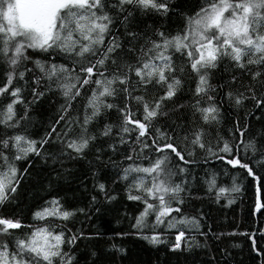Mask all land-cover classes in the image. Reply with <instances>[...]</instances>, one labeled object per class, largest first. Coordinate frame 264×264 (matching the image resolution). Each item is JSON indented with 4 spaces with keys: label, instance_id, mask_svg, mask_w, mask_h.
<instances>
[{
    "label": "snow or ice",
    "instance_id": "obj_1",
    "mask_svg": "<svg viewBox=\"0 0 264 264\" xmlns=\"http://www.w3.org/2000/svg\"><path fill=\"white\" fill-rule=\"evenodd\" d=\"M170 13L180 19L174 31L135 27L140 16ZM221 66L232 70L230 79L213 85ZM0 67V126L16 129L0 137V206L17 192L22 173L16 161L43 157L46 144H59V154L49 158L61 165L89 152L105 163L107 155L118 170L112 183H123L127 199L143 205L133 234L152 245L189 250L200 246L196 235H207L200 216L183 208L198 150L251 177L255 210L264 214V176L257 170L264 171V132L250 134L254 113L246 104L264 109V0H199L191 11L178 10L173 0H0ZM190 83V118L164 122L185 107L173 98ZM218 95L245 110L237 111L226 135ZM49 96L59 97L58 107L43 135L33 138L29 113ZM216 176L204 183L217 200L241 192L236 176L230 187L219 186ZM94 187L106 200L116 198L107 183L94 181ZM77 212L84 209H65L53 197L33 212L44 225L20 233L13 231L25 227L19 217L0 216V264H76L72 246L88 237L67 234L63 222ZM253 251L264 255V248Z\"/></svg>",
    "mask_w": 264,
    "mask_h": 264
},
{
    "label": "trees",
    "instance_id": "obj_2",
    "mask_svg": "<svg viewBox=\"0 0 264 264\" xmlns=\"http://www.w3.org/2000/svg\"><path fill=\"white\" fill-rule=\"evenodd\" d=\"M198 2L199 0H173V6L180 11H191ZM179 23V17L173 13L168 17L146 15L137 18L135 27L141 31L148 26L174 31ZM55 59L60 61L62 57L56 56ZM231 71V69L226 71L221 66L211 82L213 85L226 82L230 79ZM3 79V70L0 67V81ZM194 86V83L185 84L184 89L177 93L173 101L185 107L170 112V119L162 118L164 122L171 123L172 120L180 122L190 118L188 105L192 98L188 89ZM217 99L221 101L219 95ZM58 102L59 97L49 96L44 98L42 103L33 106L29 113L32 119L28 127V132L33 138L38 139L43 135L49 117L58 107ZM221 103L223 117L220 132L226 135L227 130L232 127L237 111L243 115L245 110L230 108L226 100H222ZM246 104L247 111L254 113L248 117L251 121L250 134L264 132L262 116L264 109H255L251 101ZM111 119H116L114 114ZM14 131L16 129L9 130L0 126V137L6 132L11 134ZM97 143L104 145L105 142L101 140ZM45 149L43 157L30 155L28 160L16 161L22 173L18 174L20 183L14 199L0 206V216L19 217L25 227L13 231L20 233L28 232L29 226L44 225L45 221L33 218V212L53 197H58L65 209L83 208L84 213L77 212L68 221L63 222L67 229L71 230L67 234L82 231L84 236L88 237L77 240L72 246L76 264H262L264 261V255L258 256L256 251H253V247L257 251L264 248V214L257 212L254 207L255 182L238 167L233 168L211 156L205 158L204 153L197 151L195 156L197 163L189 166L191 184L183 208L189 214L200 216L202 223L200 231L207 235H196L199 247L193 246L189 250H183L182 244L181 250H170L168 243L152 245L133 234L135 229L131 225L135 223L134 217L143 205L127 199L123 183H112L118 170L107 163V155L104 157L105 163L95 161L94 154L89 152L87 159L64 160L61 165L49 158V154H59L60 145L46 144ZM240 154L241 158H247L242 147ZM112 159H118V154H113ZM257 170L264 176V171ZM93 172H96L95 177L92 175ZM213 172L217 174V184L224 187H230L231 177L236 176L237 183L242 186L241 192L225 193L217 200L215 193L208 192L204 183L206 176ZM94 181L107 183L116 194V198L112 201L106 200L94 187ZM93 195L97 197L95 204H92L91 200ZM228 199H232L233 202L228 203ZM55 223L59 226L62 222L56 220ZM125 233L126 235H123ZM145 233L151 234L149 229H145ZM167 240L174 241V235L168 234ZM113 244L124 251H116L111 247ZM93 252L96 253L95 256L92 255Z\"/></svg>",
    "mask_w": 264,
    "mask_h": 264
}]
</instances>
